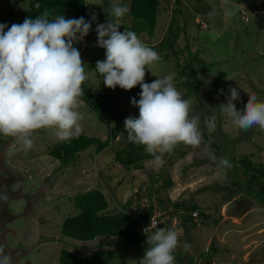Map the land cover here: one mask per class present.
<instances>
[{"label": "rangeland", "instance_id": "rangeland-1", "mask_svg": "<svg viewBox=\"0 0 264 264\" xmlns=\"http://www.w3.org/2000/svg\"><path fill=\"white\" fill-rule=\"evenodd\" d=\"M85 1L94 8L89 18L100 14L101 20L93 21L89 34L74 47L80 51L85 63L88 78L84 84L92 95H98L103 89V78L94 68L98 60L106 58V50L94 46L97 41L95 28L97 22H107L105 15L116 0ZM120 2L125 4L124 0ZM222 2L160 0L161 10L153 33L147 35L141 30L137 36L141 34L142 38L138 37L145 44L157 43L166 35L171 19H177L176 24L183 26L173 46L178 64L174 54L161 49L159 53L169 55L155 62L150 70L146 66L145 70L152 81L175 73L174 86L192 102L190 115H199L201 123L206 117L216 115L215 131L209 133L202 124L206 131L202 134L203 143L209 145L218 158L224 156L234 166L236 160L233 158L250 155L256 166L264 170V130L258 126L247 132L239 130L220 108L228 102L230 87L237 88L240 93L239 99L233 101L237 110L243 109L247 96L253 93L264 101V17L260 16L264 15V7L254 11L244 8L241 1V11L238 10L237 15L226 22ZM16 3L17 0H0V23L8 28L25 20L10 12V8H19ZM26 3L22 1L18 5L25 7ZM212 9L217 15L209 19L207 13ZM239 12L247 14V18ZM194 15L196 18L193 19ZM252 15L262 21L259 31L255 22V26L252 25ZM130 19L128 14L123 17L121 32L129 30ZM194 20H198L200 26ZM188 53L196 58L191 62L196 71V90L192 84L194 77L183 64ZM88 63H94L93 67ZM140 91L139 85L131 90H120L122 99L115 109L123 113L122 127L107 148L95 153L94 145H90L66 165L49 154L59 140L55 129L37 130L32 136L34 147L27 153L16 150L10 154L13 138L0 135V192L9 194V201L0 204V244L11 253L13 264H58L61 248L77 254L94 251V245L102 238L82 242L60 233L64 217L75 213L71 198L92 188L104 192L109 209H118L128 201L131 210L145 213L151 205L152 213L159 219L165 217L169 220V228L175 225L180 243L187 241L191 245L189 251L180 247L176 249L175 264H197L192 261L196 254L204 260L211 258L214 264H264V206L251 201L244 193L243 183L247 178L242 166L237 171L233 167L230 170L219 168L203 150V144L200 148H193L183 143L163 155L162 166L155 163L145 146L143 153L148 155L138 161L140 166L137 168H125L113 160L115 151L129 142L124 121L129 116H139V109L131 104V98L139 100ZM78 110L84 114L82 133L100 139L108 136V126L85 103ZM216 142L219 146H214ZM260 178L264 182V178ZM166 179L170 185H164ZM110 194L116 198L120 196L118 203L110 198ZM179 199L197 205L192 210L197 212L193 216L194 224H185L187 229L181 224L180 208L172 205ZM200 211L207 217H201ZM106 239L113 241L114 237L103 240ZM211 239L213 247H210ZM145 249L143 242L122 246V264H138Z\"/></svg>", "mask_w": 264, "mask_h": 264}, {"label": "clouds", "instance_id": "clouds-1", "mask_svg": "<svg viewBox=\"0 0 264 264\" xmlns=\"http://www.w3.org/2000/svg\"><path fill=\"white\" fill-rule=\"evenodd\" d=\"M19 2L17 0L16 7ZM40 7L39 3L35 4L36 9ZM239 9L232 0H223L225 21H231ZM129 11L130 6L120 0L112 3L107 22L96 24L94 45L106 50V58L98 60L94 68L106 87L131 90L140 86L139 100L131 98V104L139 109V116H129L124 121L129 142L145 146V151L160 166L163 155L171 153L178 144L193 148L203 144V150L219 168L230 170L233 165L229 159L218 158L210 146L203 143L200 116L190 115L192 102L174 86L175 73L158 77L151 83L144 82L145 67L150 70L160 56L134 31L119 30L121 20ZM216 15L215 9L207 13L209 19ZM241 16L247 18L246 14ZM96 20L95 14L90 20L83 16L65 19L61 14L53 15L44 9L39 16L25 18L22 24H12L10 28L0 23V135L13 138L10 154L16 150L25 153L32 150V136L40 129H55V135L62 141L82 133L84 114L78 109L84 103L80 99L84 95L82 84L88 77L80 51L74 44L89 34L92 22ZM194 22L200 24L198 20ZM229 92L228 102L220 108L235 127L245 132L254 126L264 130V101L253 93L247 96L243 109L237 110L233 101L239 99L240 93L232 87ZM216 119L212 114L203 120L209 133L215 131ZM8 201L9 194L0 192V204ZM132 212L134 210H130ZM191 214L195 216L197 212ZM162 219L165 217L160 219V224ZM148 223L139 226L147 236V247L138 264H175L174 252L178 247L190 250L187 241L180 243L175 225L163 228L160 224L156 227L150 224L142 229ZM195 259L201 264L202 258ZM207 260L208 264H214L211 258ZM0 264H13L12 255L4 244H0Z\"/></svg>", "mask_w": 264, "mask_h": 264}, {"label": "trees", "instance_id": "trees-1", "mask_svg": "<svg viewBox=\"0 0 264 264\" xmlns=\"http://www.w3.org/2000/svg\"><path fill=\"white\" fill-rule=\"evenodd\" d=\"M19 1L27 2L26 6L21 7L17 5L19 8H11L10 12H15L25 18H35L39 16L44 9H48L53 15L61 14L65 19L83 16L86 20H89V15H91V12H93L92 9H94L93 7H89L85 0ZM241 1L244 2V8L248 7V9L251 10L264 7V0H256L255 2L253 0H235V4L239 6ZM36 3L41 5L40 9L35 8ZM124 3L130 6V11L127 13L131 18L129 30L134 31L136 34L141 33V30H145L147 35H151L156 27L157 14L161 10L160 0H124ZM108 14L109 12L105 15L106 20L109 19ZM260 16L264 17L263 14H260ZM97 19L101 20L100 14H98ZM176 21L177 19L175 20L173 17L168 23L164 38H161L157 43L147 45L159 54L160 59L169 55L168 53H159L161 49L170 51V53L175 55L176 64H178V58L173 46L179 31H183V26L179 27ZM261 22L262 21H257L252 15V25L255 26L257 31L260 30ZM138 36L142 38L141 34ZM185 48H187V46H185ZM194 60H196L195 56L188 53L183 64L188 66V73L194 77L192 84L194 86L193 89L196 90V71L191 64ZM88 64L91 67L94 65V63ZM144 82H153L148 77L147 72ZM102 85V91L98 95H92L83 83L82 89L84 95L80 99L89 107L94 115L98 116L108 126V137L100 139L93 135L81 133L78 137L69 140L62 141L59 139L51 147L49 154L57 158L60 163L64 165L70 163L75 156H77L78 152L83 151L90 145H94L95 153H99L107 148L111 138L119 134L122 127L121 119L123 113L121 110H116L115 108L117 103L122 99V94L120 93L121 88L116 86L115 89H110L103 83ZM137 86L135 87L137 88ZM187 86L191 87L192 85ZM202 124L203 123H201L200 127L203 130L202 132L205 133L206 131ZM214 146H219V144L216 142ZM143 148V145L127 142L115 151L113 160L122 164L125 168H137L140 166L138 161L148 155L143 153ZM233 159L236 160V165L234 164L233 166L234 171H237L239 166H242L243 173H245L247 178L246 182L243 183L245 184V186L243 185L244 193L251 201H255L264 206V182H262L260 178H264V170L256 166L255 161L250 155H241ZM255 171L257 173H255ZM164 185H170V181L166 179ZM110 198H112L115 203H118L120 200V196L116 198L113 194H110ZM71 202L72 207L74 206L73 209L75 213L68 214L64 217L60 225V232L63 235L82 242L92 240L96 237L102 238V240L94 245L96 247L94 251L85 254H77L71 250L61 248L58 252V264H122L124 262L121 258L122 255L120 256V249L122 246L129 247L143 242L144 246L147 247V236L143 231L141 232L139 226L148 223L152 214L151 205L148 206V212L145 213L141 211L130 213V202L128 203V201L123 206L117 205L119 206L118 209H109L107 197L104 192L98 188H92L85 192H78L71 198ZM172 205L175 208H180L179 214L181 216V224L186 227V229L188 227L185 226V224H194L193 221L195 220L191 212L197 207L195 203L189 204L188 201L179 199L173 201ZM198 214L201 217H207L202 211ZM168 225L169 220L164 219L160 227H168ZM112 237H114L113 241H109L108 239L103 240L104 238ZM213 243L214 241L211 239L210 247L214 246ZM124 254L126 253L124 252ZM199 257L202 258L196 254V256H193L192 261L198 263L195 258ZM202 262H204L203 258ZM252 262H257V260H253Z\"/></svg>", "mask_w": 264, "mask_h": 264}, {"label": "built area", "instance_id": "built-area-1", "mask_svg": "<svg viewBox=\"0 0 264 264\" xmlns=\"http://www.w3.org/2000/svg\"><path fill=\"white\" fill-rule=\"evenodd\" d=\"M193 214H195V213H193ZM157 216H158V215L153 214V215L151 216L150 220H149V223H148L146 226H144L142 229H144V228H146V227H149L150 224H151V227H156V226H158V225L160 224V219H158Z\"/></svg>", "mask_w": 264, "mask_h": 264}, {"label": "water", "instance_id": "water-1", "mask_svg": "<svg viewBox=\"0 0 264 264\" xmlns=\"http://www.w3.org/2000/svg\"><path fill=\"white\" fill-rule=\"evenodd\" d=\"M204 264H208V260H206Z\"/></svg>", "mask_w": 264, "mask_h": 264}, {"label": "flooded vegetation", "instance_id": "flooded-vegetation-1", "mask_svg": "<svg viewBox=\"0 0 264 264\" xmlns=\"http://www.w3.org/2000/svg\"><path fill=\"white\" fill-rule=\"evenodd\" d=\"M7 245H8V244H7ZM7 245H6V246H7Z\"/></svg>", "mask_w": 264, "mask_h": 264}]
</instances>
